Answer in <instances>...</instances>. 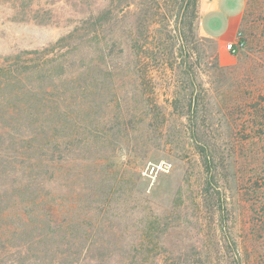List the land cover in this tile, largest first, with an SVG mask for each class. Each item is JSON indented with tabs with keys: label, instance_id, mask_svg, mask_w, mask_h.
<instances>
[{
	"label": "rangeland",
	"instance_id": "obj_1",
	"mask_svg": "<svg viewBox=\"0 0 264 264\" xmlns=\"http://www.w3.org/2000/svg\"><path fill=\"white\" fill-rule=\"evenodd\" d=\"M200 1L0 0V69L21 59L0 72V162L12 169L0 195L27 182L43 99L56 133L52 222L6 208L0 264H228L202 197L203 143L229 155L231 224L262 264L261 55L243 26L246 47L222 62Z\"/></svg>",
	"mask_w": 264,
	"mask_h": 264
},
{
	"label": "trees",
	"instance_id": "obj_2",
	"mask_svg": "<svg viewBox=\"0 0 264 264\" xmlns=\"http://www.w3.org/2000/svg\"><path fill=\"white\" fill-rule=\"evenodd\" d=\"M246 29L251 43L254 45L255 51L261 55L259 61L262 62V69H264V0H247L246 8L243 15L242 27ZM21 61V59H20ZM16 61L14 64L5 65L0 69L1 74L11 75L17 72V66L20 62ZM10 77V76H8ZM263 83V82H262ZM41 100L38 99L37 105ZM45 108H49L47 115L37 116L31 120L30 126L35 127L37 134H42V142L38 149L33 153H23L25 155L21 161L22 173L27 179L24 185H17L16 178L9 190H6L0 195V214L8 207L21 208L25 214L34 212L35 210L44 212L49 221L52 222V214L55 210V200L52 198L50 191H45V182L52 177L53 164L55 160L56 150L52 145L54 129V117L52 116L51 106L52 99H43ZM33 107V106H32ZM39 131V132H38ZM34 134V133H33ZM27 145L20 146L31 151L32 142L25 141ZM204 172L206 173L205 185L203 188V201L205 207L213 214L214 223L219 230H223V234L217 238V248L221 251L227 250L224 261H230L228 264H251V260L246 257L243 245L235 235V227L233 223L232 205V187L230 183L231 165L229 162V155L225 154L224 150L215 145L203 143L197 150ZM9 164L0 162V179L9 177L11 171H8ZM257 165L254 167L256 169ZM16 169V168H15ZM258 180L261 181L262 187L259 192H262V211H264V86H262V166L257 167ZM16 173L14 176H17ZM13 176V177H14ZM256 179V176H253ZM4 184V183H3ZM262 190V191H261ZM42 193L45 195L42 196ZM4 200H7L5 205ZM264 213V212H263ZM231 216V220H230ZM264 223V222H263ZM47 228V233H51L54 226L50 223L43 225ZM42 225L31 229V235L39 230H42ZM234 228V229H233ZM34 231V232H33ZM226 241V245H225ZM0 247H2L0 245ZM1 250V249H0ZM20 254V252H17ZM21 257V255H20ZM262 264H264V243L262 244Z\"/></svg>",
	"mask_w": 264,
	"mask_h": 264
},
{
	"label": "crops",
	"instance_id": "obj_3",
	"mask_svg": "<svg viewBox=\"0 0 264 264\" xmlns=\"http://www.w3.org/2000/svg\"><path fill=\"white\" fill-rule=\"evenodd\" d=\"M247 0H201V27L213 38L222 62L228 63L234 56L228 44L236 40L242 29V21Z\"/></svg>",
	"mask_w": 264,
	"mask_h": 264
},
{
	"label": "built area",
	"instance_id": "obj_4",
	"mask_svg": "<svg viewBox=\"0 0 264 264\" xmlns=\"http://www.w3.org/2000/svg\"><path fill=\"white\" fill-rule=\"evenodd\" d=\"M247 41L244 31L241 29L236 37L235 41H232L228 44V50L233 55H239L240 52L246 47Z\"/></svg>",
	"mask_w": 264,
	"mask_h": 264
}]
</instances>
